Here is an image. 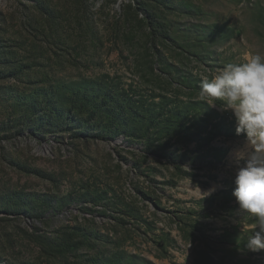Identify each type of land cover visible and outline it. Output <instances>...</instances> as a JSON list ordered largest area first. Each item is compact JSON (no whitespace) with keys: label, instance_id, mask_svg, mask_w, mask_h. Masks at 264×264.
I'll use <instances>...</instances> for the list:
<instances>
[{"label":"rangeland","instance_id":"374dc122","mask_svg":"<svg viewBox=\"0 0 264 264\" xmlns=\"http://www.w3.org/2000/svg\"><path fill=\"white\" fill-rule=\"evenodd\" d=\"M256 52L264 0H0V264H264L232 194L244 137L199 99Z\"/></svg>","mask_w":264,"mask_h":264},{"label":"clouds","instance_id":"9594fccd","mask_svg":"<svg viewBox=\"0 0 264 264\" xmlns=\"http://www.w3.org/2000/svg\"><path fill=\"white\" fill-rule=\"evenodd\" d=\"M199 99L222 113L230 112L243 146L233 152L236 164L233 196L239 212L255 217L257 230L249 236L247 251L264 250V54H249L228 63L211 77H202ZM216 189L205 192L211 195ZM236 223L239 220L234 221Z\"/></svg>","mask_w":264,"mask_h":264},{"label":"trees","instance_id":"16d2710c","mask_svg":"<svg viewBox=\"0 0 264 264\" xmlns=\"http://www.w3.org/2000/svg\"><path fill=\"white\" fill-rule=\"evenodd\" d=\"M160 104L161 105L158 104L155 107V108H158V110L153 109V108L150 110L151 113H150V117L148 119H146V118H142L141 119V123H140L141 125H145L144 127H147V125H150V124H152L154 122V118H156L158 120L159 117H161V116L164 117L165 113L163 112V108H164L165 105H162V103H160ZM132 105L133 104H131V106ZM134 106H135L134 108H138L137 103ZM196 106H199V107L200 106H204L205 107V103H202V102L189 103V105L186 107V109L169 111L167 114H170L171 117L164 118V121H163L164 127H162V129H166L167 130L166 132H169L168 130H170V131L172 130L173 131V133L171 135L172 137L177 135V133H179V127L181 128V127L184 126L183 125L184 122L187 121V119H189V114H190L191 110H194V108H196ZM212 114H215V113H212ZM49 116L50 115H47L46 113L45 114L43 113V117H47L48 118ZM40 119L42 120V118H39V121H40ZM133 123H135V122H133ZM39 124H40V126H43V125L50 126V123H48V122H46V123L39 122ZM174 125H176V126H174ZM132 126H136V124H134ZM128 129L132 130V128H128ZM186 129H188V128H185V130ZM182 132H184V131H182ZM70 247L74 248V246H70ZM68 248H69V246H68Z\"/></svg>","mask_w":264,"mask_h":264},{"label":"crops","instance_id":"0c3cea01","mask_svg":"<svg viewBox=\"0 0 264 264\" xmlns=\"http://www.w3.org/2000/svg\"><path fill=\"white\" fill-rule=\"evenodd\" d=\"M233 210H234V208L232 207V212H233ZM223 228H224L223 231H224V234H225L227 231L225 230V226H223Z\"/></svg>","mask_w":264,"mask_h":264},{"label":"water","instance_id":"95a60500","mask_svg":"<svg viewBox=\"0 0 264 264\" xmlns=\"http://www.w3.org/2000/svg\"><path fill=\"white\" fill-rule=\"evenodd\" d=\"M120 2V1H119Z\"/></svg>","mask_w":264,"mask_h":264}]
</instances>
